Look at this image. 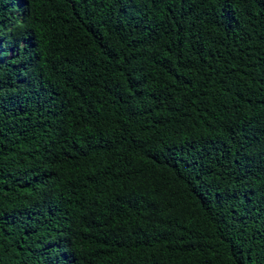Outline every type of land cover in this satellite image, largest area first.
I'll return each mask as SVG.
<instances>
[{
	"label": "trees",
	"instance_id": "obj_1",
	"mask_svg": "<svg viewBox=\"0 0 264 264\" xmlns=\"http://www.w3.org/2000/svg\"><path fill=\"white\" fill-rule=\"evenodd\" d=\"M0 264H264V0H0Z\"/></svg>",
	"mask_w": 264,
	"mask_h": 264
}]
</instances>
